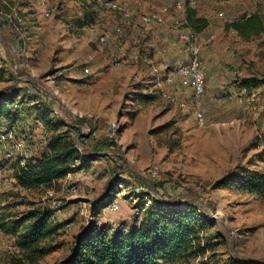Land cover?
<instances>
[{"label": "rangeland", "instance_id": "rangeland-1", "mask_svg": "<svg viewBox=\"0 0 264 264\" xmlns=\"http://www.w3.org/2000/svg\"><path fill=\"white\" fill-rule=\"evenodd\" d=\"M126 1L132 7L141 1V13L159 11L163 20L144 26L134 17L119 35L115 28L123 19L106 9L97 10L91 24L78 27L82 7L76 0H0V92H22L19 102L38 98L42 109L51 110L48 116L58 122L63 114L76 132L93 126L98 136L87 138L85 150L104 149L111 124L120 126L116 145L104 149L109 156L84 172L88 182L22 188L14 177L17 158L40 153L48 137L39 112L24 106L16 127L0 126V132L12 130L24 143L22 153L11 143L0 148V202L23 203L11 209L17 213L29 210L25 202L34 201L53 210L56 222L70 224L55 238L58 249L35 264H58L69 254L73 235L93 217L91 202L104 196L112 179L110 190L123 181L157 201L195 205L200 215L214 219L204 231L213 248L194 263L264 264V195L235 183L219 184L246 170L264 173V0H197L192 9L209 22L201 32L176 8L177 0ZM9 12L23 18L20 33L8 21ZM249 15L261 17L259 34L243 37L227 26ZM190 30L205 41L202 122L194 116L192 91L177 77L167 82L190 59L182 38ZM140 34L141 43L135 45ZM247 77H256L259 86L251 91L239 87ZM140 92L156 98L141 101ZM58 200L62 206L56 210ZM135 205L126 194L120 211L107 210L99 219L112 225L126 222L137 214ZM10 244L15 239L0 232V264L17 259V249H6Z\"/></svg>", "mask_w": 264, "mask_h": 264}, {"label": "trees", "instance_id": "trees-1", "mask_svg": "<svg viewBox=\"0 0 264 264\" xmlns=\"http://www.w3.org/2000/svg\"><path fill=\"white\" fill-rule=\"evenodd\" d=\"M76 1L82 7V14L75 24L83 28L95 21L97 10L86 8L87 0ZM192 8L195 7L185 9L186 19L197 27L196 31L201 32L209 22L205 17H199ZM123 24L121 22L120 25ZM227 26L243 37H248L252 32L259 34L263 23L258 15H249ZM259 84L256 77H247L241 80L239 87L251 91ZM21 94L20 91L0 92V126H14L22 110L26 111L24 106H28L39 112L38 118L43 121L48 137L43 151L27 157L25 166L20 161L15 163L14 177L18 186L28 189L51 187L65 179L70 172L87 169L95 161L109 156L104 149L116 145V142L107 139L104 149L96 147L80 152L78 142L82 145L85 142L80 137V131L76 132V127L63 114H60L62 118L56 122L50 113L48 116L47 112L51 110L47 111V107L42 109L38 98L25 97V100L19 102L18 96ZM138 94L141 101H153L156 98L152 93ZM114 180L110 181L109 189L114 187ZM232 183L264 195L263 172L246 170L242 175H232L219 182L220 185ZM105 198L106 195L102 196L95 204ZM19 204L23 203H7L0 207V232L15 239L11 251L17 249L19 255L13 264H35L58 249L59 244L54 243L55 238L67 223L56 222L53 210L37 206L34 201L25 202L29 210L13 213L11 209ZM108 204L105 203V206ZM135 208L137 214L121 222L123 228L118 229L115 225L102 223L99 219L100 208L94 205L91 212L93 220L73 235L69 254L58 264H199L194 263V260L212 250L213 245L204 239V231L214 224V219L200 215L195 205L182 206L167 201L162 205L156 200L154 207L146 208L141 202Z\"/></svg>", "mask_w": 264, "mask_h": 264}, {"label": "built area", "instance_id": "built-area-1", "mask_svg": "<svg viewBox=\"0 0 264 264\" xmlns=\"http://www.w3.org/2000/svg\"><path fill=\"white\" fill-rule=\"evenodd\" d=\"M137 5H138L137 7H132L128 4L126 0H87L85 7L96 10L106 9L121 15L124 24L116 27V31L118 34H122L124 32V26L130 25L134 17H139L141 24L144 26H148L153 23H158L163 20L162 15L159 11L141 13L140 8L142 7V2L138 1ZM196 5H197V0L176 1V8L182 11H185L187 7H195ZM219 15H222V13H219ZM6 16L8 18V21H10V24L14 32L20 33L21 27L23 25V18L19 16L16 12L6 13ZM182 38L188 44L190 59L187 63L178 65L175 75L174 76L169 75L167 77V82L169 84H172L174 81H176V77H177L179 84L182 87L190 89L192 91L193 93L192 106H193L194 116L198 121L202 122L204 120V114L201 110L202 97L206 91V71L203 61V49L205 46V41L202 39L200 33L192 30L187 31L186 33H182ZM211 39H213V36H211L208 40ZM101 40L105 41L106 36H102ZM140 42H141V34L139 35V37L134 39L135 45H138ZM28 92L33 93L32 90H29ZM15 106H17V104H15ZM55 113L59 114L60 111L55 110ZM118 130H119V125L117 123H112L107 134L108 140L117 143ZM91 136L94 137L98 136L97 131L94 129V127L91 125L81 126L80 137H82L83 141L86 142L87 138ZM5 143H11L19 153L24 152L23 141L20 140L17 137L16 133L12 130L0 132V148ZM77 146L80 152L82 153L85 152L84 145L78 142ZM7 156L13 158L14 154L12 151H9ZM26 158H27L26 154L23 153L19 158H17V160L20 161L21 165L25 166ZM150 173L153 176L157 175V171L153 169L150 170ZM68 175L70 176L72 175V173L70 172ZM3 179H4V169L0 166V188H2ZM49 193L51 194V192ZM126 194H129V196L133 198L134 204H139L142 202L146 208L154 207L155 201L157 200V197L152 198L148 195H145L144 191H142V189H140L139 187L126 185L123 181H120L117 183V187L114 189L112 193L110 202L107 206L108 210L113 213L120 211L123 198L125 197ZM158 201H160L162 205H165L166 203V201L162 200L161 198H159ZM3 205L4 204L0 202V207ZM61 206H62L61 200L55 201L53 203V207L56 210H58ZM91 218H92L91 220H93V217ZM69 226L70 224H66V227ZM115 226L118 229L123 228L122 223H117ZM6 249L8 251H11L13 249V245L12 244L8 245Z\"/></svg>", "mask_w": 264, "mask_h": 264}, {"label": "crops", "instance_id": "crops-1", "mask_svg": "<svg viewBox=\"0 0 264 264\" xmlns=\"http://www.w3.org/2000/svg\"><path fill=\"white\" fill-rule=\"evenodd\" d=\"M82 14V13H81ZM50 15V13L49 12H47L46 13V16H49ZM1 40V39H0ZM136 48V47H135ZM132 52H136V50L135 51H132ZM204 67H205V63H204ZM16 124H18V123H15V125L14 126H12V128H14V127H16ZM42 151H43V149H42ZM38 153L36 152V153H26V156L27 157H30V156H32V155H37ZM96 162V161H95ZM92 171V167H90V168H87V169H82V170H79V171H74V172H71L72 173V175H68L65 179H63V180H60L59 181V186H61L62 185V183H66L67 181H70V180H77V181H80V182H82L83 184L84 183H86V182H88V179H90V178H87V176H85V173L84 172H86V171ZM71 181V182H72ZM108 187V186H107ZM115 189V188H114ZM114 189L112 190V191H114ZM112 191L109 189V187L107 188V191H106V193L104 194V195H106V198H105V200L104 201H102V202H100L99 204H95V202H96V200L97 199H99V198H101V197H99V198H97V199H95V200H93V202H91V204H90V206H91V212H92V208L94 207V205L95 206H97L98 208H100V217H101V214L103 213V212H106L108 209H107V206H105V203L106 202H110V198H111V196H112ZM80 196H83V195H80ZM110 197V198H109ZM80 198H82V197H78V199H80ZM109 200V201H108ZM133 211V210H132ZM131 219V218H130ZM109 220V219H108ZM108 220H106V221H101L102 223H107V222H110V221H108ZM110 224V223H109ZM110 225H112V224H110Z\"/></svg>", "mask_w": 264, "mask_h": 264}]
</instances>
